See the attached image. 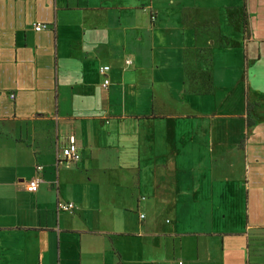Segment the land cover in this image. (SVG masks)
Masks as SVG:
<instances>
[{
	"label": "crops",
	"instance_id": "0c3cea01",
	"mask_svg": "<svg viewBox=\"0 0 264 264\" xmlns=\"http://www.w3.org/2000/svg\"><path fill=\"white\" fill-rule=\"evenodd\" d=\"M262 19L264 0H0V264H264V120L243 148L218 108L229 87L216 109L198 104L232 75L216 46L262 59ZM202 70L215 91L189 93Z\"/></svg>",
	"mask_w": 264,
	"mask_h": 264
},
{
	"label": "rangeland",
	"instance_id": "374dc122",
	"mask_svg": "<svg viewBox=\"0 0 264 264\" xmlns=\"http://www.w3.org/2000/svg\"><path fill=\"white\" fill-rule=\"evenodd\" d=\"M167 2V6H168ZM176 6V4H174ZM153 20H154V14H153ZM43 24V23H41ZM257 26L259 27L257 31V36L264 38V19L262 20H257L256 22ZM249 17H248V29L249 31ZM224 31L229 32L230 34L235 35L234 33H238L237 29L235 27H232L229 23H227L224 20ZM247 33V32H246ZM190 37V36H189ZM213 38H205L203 42H205V45L207 41L209 42ZM145 39H143L144 41ZM142 41V42H143ZM180 46V45H179ZM147 47V46H146ZM258 47H261V50L263 51V57L261 60L259 59H254L252 61L246 62V60L242 57H240V50L234 49L232 52L231 51H224L220 47H215V50L212 51L213 56H214V63L216 67H220V70L224 69V64H230L231 69H232V75L229 76H218V84L220 83L222 86V89H220V93L217 96H211V98H201L199 101V105L203 106L206 111H210L211 109H216V107L221 103V100H223V94L226 93L224 87L226 90L229 88L231 89V105L229 104H224L222 106L225 107H218L220 108L221 115H227V110L229 107L231 110V115H236L238 118V124L235 126V131L233 130V133L239 135L240 137V144L239 147H245L246 144L248 143L247 141V135L251 133L252 129L254 127L260 126V122L264 120V110L260 111L259 106H264V42H261L260 40L252 44L251 47V53L252 57H254L253 54L258 51ZM148 50V49H147ZM146 50V51H147ZM180 50L177 49L176 52H179ZM242 51V49H241ZM162 53L166 54L164 51ZM200 51L199 50H194V55L195 57L198 55L200 56ZM146 54V53H145ZM201 58V56L199 57ZM132 63V61H131ZM203 73H195L189 76L188 81L186 84H188V92L189 93H195V94H211L212 92L215 91V84H214V77L209 71H203ZM97 80V78H95ZM176 80L174 81L175 86ZM203 86H200V85ZM226 85V86H225ZM235 86V88H234ZM220 87V86H219ZM229 87V88H228ZM234 91H235V96H234ZM233 107V108H232ZM226 108V109H224ZM64 113H70L72 115H77L81 114V112H84L82 108H72L71 103L64 102V106L62 107ZM233 111V112H232ZM69 114V115H70ZM232 127V126H230ZM234 128V127H232ZM232 133V134H233ZM234 136V135H232ZM204 141H199L200 144H202ZM222 142V141H221ZM191 142H183L185 148H189L191 150L192 147H190ZM196 144L197 142H193ZM222 143H230L229 148L231 149V142L230 141H223ZM181 144V146H182ZM210 143L207 142L205 147L208 148V145ZM200 146V145H199ZM183 147V146H182ZM175 150V149H174ZM173 150V151H174ZM235 153L232 151V157L235 158ZM232 158V159H233ZM238 158V155L236 156ZM235 158V159H236ZM103 159V158H102ZM115 157L113 155L110 156L109 159H106L108 161V164H113L115 163ZM141 161L143 164H148L149 158L148 156H144L141 158ZM180 158H177L176 156H170L163 162V164H169L168 166H174L179 164ZM74 163V162H73ZM72 163V164H73ZM165 168H168L165 166ZM169 169V168H168ZM144 174L143 176H145ZM136 176V175H135ZM142 176V174H141ZM180 174H172V180H175L177 177L179 180ZM136 179V178H135ZM164 180V178H163ZM143 212H145L148 215V207L147 205L143 207ZM144 215V214H143ZM148 219V217H147ZM165 220L162 219L159 222H164ZM242 226L237 225L238 228L240 227H245L246 226V217L242 216L240 222Z\"/></svg>",
	"mask_w": 264,
	"mask_h": 264
},
{
	"label": "built area",
	"instance_id": "2783aa9c",
	"mask_svg": "<svg viewBox=\"0 0 264 264\" xmlns=\"http://www.w3.org/2000/svg\"><path fill=\"white\" fill-rule=\"evenodd\" d=\"M36 30H42L44 28L47 27V25L45 24H41V23H36L34 25ZM129 63H131V60H129ZM110 69L109 66L105 65L102 66L100 68V72L101 74L105 75L106 77L103 80V87L107 88L110 85V79L107 75V71ZM62 156L65 159V161H69V162H74L77 161L78 159H80V153L78 150V146L76 143V138L72 135L69 136L68 141L66 143V145L63 146L62 150H61ZM43 169L42 165H37L36 166V170L39 172ZM40 181L41 179L37 176L34 177L33 179H31L28 183L27 189L31 192H35L38 190L39 185H40ZM58 210L61 211H68V210H72L74 209V204L72 202H58ZM142 217H144V215H141Z\"/></svg>",
	"mask_w": 264,
	"mask_h": 264
},
{
	"label": "trees",
	"instance_id": "16d2710c",
	"mask_svg": "<svg viewBox=\"0 0 264 264\" xmlns=\"http://www.w3.org/2000/svg\"><path fill=\"white\" fill-rule=\"evenodd\" d=\"M244 30L245 32L247 31L248 29V20H247V13L244 14Z\"/></svg>",
	"mask_w": 264,
	"mask_h": 264
}]
</instances>
